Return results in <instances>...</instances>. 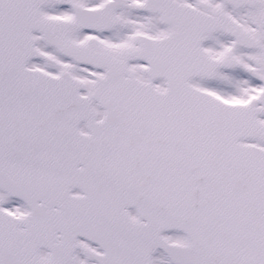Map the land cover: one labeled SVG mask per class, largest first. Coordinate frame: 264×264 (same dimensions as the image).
<instances>
[{
	"label": "snow or ice",
	"instance_id": "snow-or-ice-1",
	"mask_svg": "<svg viewBox=\"0 0 264 264\" xmlns=\"http://www.w3.org/2000/svg\"><path fill=\"white\" fill-rule=\"evenodd\" d=\"M0 264H264V0H0Z\"/></svg>",
	"mask_w": 264,
	"mask_h": 264
}]
</instances>
